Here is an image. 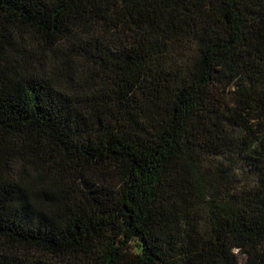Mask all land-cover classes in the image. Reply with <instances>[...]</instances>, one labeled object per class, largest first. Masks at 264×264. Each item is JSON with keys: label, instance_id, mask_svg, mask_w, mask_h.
<instances>
[{"label": "trees", "instance_id": "16d2710c", "mask_svg": "<svg viewBox=\"0 0 264 264\" xmlns=\"http://www.w3.org/2000/svg\"><path fill=\"white\" fill-rule=\"evenodd\" d=\"M0 264H264V0H0Z\"/></svg>", "mask_w": 264, "mask_h": 264}]
</instances>
